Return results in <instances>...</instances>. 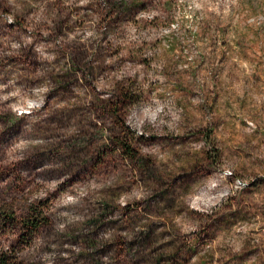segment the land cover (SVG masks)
Listing matches in <instances>:
<instances>
[{
    "label": "rangeland",
    "instance_id": "obj_1",
    "mask_svg": "<svg viewBox=\"0 0 264 264\" xmlns=\"http://www.w3.org/2000/svg\"><path fill=\"white\" fill-rule=\"evenodd\" d=\"M9 249L264 264V0H0Z\"/></svg>",
    "mask_w": 264,
    "mask_h": 264
},
{
    "label": "trees",
    "instance_id": "obj_2",
    "mask_svg": "<svg viewBox=\"0 0 264 264\" xmlns=\"http://www.w3.org/2000/svg\"><path fill=\"white\" fill-rule=\"evenodd\" d=\"M9 220L13 221L11 217ZM45 222L44 218L38 219L37 217L29 218L25 220L22 227L26 230L29 236H32L41 225ZM0 264H20L17 253L13 250H2L0 251Z\"/></svg>",
    "mask_w": 264,
    "mask_h": 264
}]
</instances>
